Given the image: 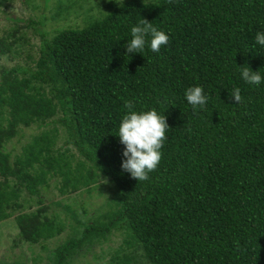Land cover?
<instances>
[{
    "label": "trees",
    "instance_id": "1",
    "mask_svg": "<svg viewBox=\"0 0 264 264\" xmlns=\"http://www.w3.org/2000/svg\"><path fill=\"white\" fill-rule=\"evenodd\" d=\"M11 1L0 0V13ZM66 1L56 2L50 20L90 2ZM104 3L105 12L84 11L83 26L53 34L41 29L44 16L25 25L7 17L13 25L0 36V58L18 51L24 29L40 44L36 59L28 55L33 67L0 69V224L13 220L18 242L45 249L72 220L46 264H69L117 233L122 243L103 264H264V82L240 76L247 67L264 75V47L254 40L264 31V0ZM144 19L169 41L158 53L146 45L128 56L130 28ZM197 85L208 100L194 112L184 91ZM235 87L239 102L230 96ZM125 100L137 111L155 108L169 126L160 163L143 181L120 166ZM48 123L53 132L33 136L20 155L6 151L22 129ZM101 179L113 190L102 213L44 196L50 188L62 197L90 194Z\"/></svg>",
    "mask_w": 264,
    "mask_h": 264
},
{
    "label": "rangeland",
    "instance_id": "2",
    "mask_svg": "<svg viewBox=\"0 0 264 264\" xmlns=\"http://www.w3.org/2000/svg\"><path fill=\"white\" fill-rule=\"evenodd\" d=\"M43 0H34L33 3H25L24 0H13L8 4L5 10L0 13V36L3 35V32L8 29L12 22L7 21V17L12 19H23L19 25H25L29 19L38 20L40 16L47 18L45 25L41 28L42 30L49 32L50 34L54 33V30L60 28L61 26H83L84 20V11L88 8H92L89 11V15H95L96 11L99 10L106 11L107 7L105 1L101 2L98 7L94 4L98 0H90V2L83 3V8L81 10L73 8L67 14V18L59 17V19L53 21L50 20L51 15L54 14L55 10L54 5L58 0H50L46 8H43ZM67 2L66 0H62ZM120 2L121 0H115ZM123 1V0H122ZM53 9V10H52ZM53 12V13H52ZM19 35H23L24 40L22 46L18 48L16 53L3 56L0 58V69L2 67L6 69H11L15 66H25L29 65L33 67L32 59H36L38 56V47L40 44V37L35 34L32 28H27L21 31ZM31 55V58L28 57ZM54 124H49L47 126L39 127L37 125L33 126L30 129H22L19 136L15 139L8 142L5 146L6 151H9L13 156L20 155L22 148L31 141V138L35 135H39L42 132L52 133ZM58 128V138L56 140V146L54 149H59L62 146L63 141V132L58 125H55ZM52 131V132H51ZM59 180V178L53 179L50 181L51 184L54 181ZM90 194H87L85 189L79 190L77 193L65 196H59L57 190L50 188L47 193L44 194L47 200H62L63 203L69 204L73 208L79 207L83 204L88 211H96L97 213H102L107 206L108 198L111 196L112 189L108 180L101 179L98 183L91 185ZM51 190L53 192H51ZM55 195V197L53 196ZM22 197H30L26 192L22 193ZM29 204V203H28ZM34 206L31 210L35 209ZM29 211V210H24ZM48 212L57 213L60 218H65L66 214L61 207L50 206ZM73 224V221L68 219L66 221L65 230L58 236L45 242V249H42L39 244L29 245L27 243L18 242L17 234L18 229L14 224L13 220H8L0 224V261H4L6 264L14 263L15 261L22 264H46L48 263L49 252L52 251L55 247L62 244L64 240L71 235V229L69 224ZM122 243V237L117 233L108 238L107 241L91 246L87 251L82 250L80 254L75 255L69 262V264H103L108 262L112 252L116 250ZM39 260L33 262V258L37 257ZM98 256L102 259H98Z\"/></svg>",
    "mask_w": 264,
    "mask_h": 264
},
{
    "label": "clouds",
    "instance_id": "3",
    "mask_svg": "<svg viewBox=\"0 0 264 264\" xmlns=\"http://www.w3.org/2000/svg\"><path fill=\"white\" fill-rule=\"evenodd\" d=\"M122 2V0H121ZM130 40L126 43L125 54L143 53L147 45L153 52H159L162 45H167L169 36L163 30H158L145 19L140 24L130 28ZM149 37V39H146ZM255 43L264 47V31H257ZM241 78L249 85L259 86L264 82V75L259 70L253 71L249 67L242 68ZM231 98L236 102L241 100L239 87L233 88ZM184 98L195 112L203 109L208 97L201 86H190L184 91ZM124 108L127 109L121 117L117 136L124 146L122 150L121 169L130 177L143 181L148 179V174L154 171L161 160V148L165 140L166 130L169 128L164 115L155 108L148 110H135V105L130 100H125Z\"/></svg>",
    "mask_w": 264,
    "mask_h": 264
}]
</instances>
